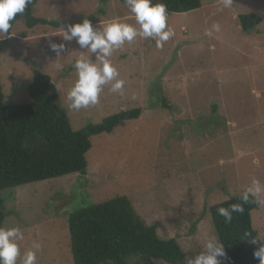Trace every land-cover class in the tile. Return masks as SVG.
<instances>
[{
    "label": "rangeland",
    "instance_id": "374dc122",
    "mask_svg": "<svg viewBox=\"0 0 264 264\" xmlns=\"http://www.w3.org/2000/svg\"><path fill=\"white\" fill-rule=\"evenodd\" d=\"M33 14L60 26L14 25L0 55L5 106L30 104L26 87L42 73L52 78L73 131L122 111L143 112L112 134L90 138L84 175L4 190L3 227L22 229L21 253L33 241L40 243L37 264H73L69 214L126 197L161 239H175L186 258L198 255L206 239L216 237L209 208L242 195L253 179L264 184V0H232L227 8L221 0H201L198 10L168 12L175 36L162 48L137 38L110 57L125 81L124 94L106 85L99 102L80 111H70L66 103L77 79L73 64L81 55L96 58L75 41H64L63 27L89 17L94 27L115 18L135 25L134 15L121 0H37ZM251 14L261 22L243 33L238 18ZM214 23L221 31L209 36ZM51 43L66 46L62 71L55 68L56 54L48 56ZM251 221L257 237H264V205L251 213Z\"/></svg>",
    "mask_w": 264,
    "mask_h": 264
},
{
    "label": "trees",
    "instance_id": "16d2710c",
    "mask_svg": "<svg viewBox=\"0 0 264 264\" xmlns=\"http://www.w3.org/2000/svg\"><path fill=\"white\" fill-rule=\"evenodd\" d=\"M124 2V0H121ZM167 12L186 14L198 10L201 0H159ZM37 0H32L25 12L16 17L13 27L23 21L28 30L37 26L59 28V23L34 16ZM91 22L93 17L88 18ZM243 33L252 31L261 19L251 14L240 16ZM12 27V29H13ZM10 35L0 40V55L9 44ZM50 58L54 52L48 54ZM31 103L5 106L0 85V226L6 214L2 192L20 186L42 182L71 174L84 175L90 138L112 134L128 121L137 120L143 110L135 108L105 118L100 124L73 131L67 114L58 105L57 88L52 78L36 73L26 87ZM214 108V107H213ZM215 111V110H214ZM241 195L213 205L209 213L216 238L223 243L227 264H259L253 253L259 244L250 243L257 237L251 213L261 205L249 202L242 214L233 213L230 224L224 223L217 209L241 203ZM70 253L73 264H134V259L160 261L165 264H185V254L175 239H161L154 226H146L126 197H116L103 203L75 210L67 219Z\"/></svg>",
    "mask_w": 264,
    "mask_h": 264
},
{
    "label": "clouds",
    "instance_id": "9594fccd",
    "mask_svg": "<svg viewBox=\"0 0 264 264\" xmlns=\"http://www.w3.org/2000/svg\"><path fill=\"white\" fill-rule=\"evenodd\" d=\"M32 0H0V37L10 35L13 21L23 14ZM125 6L134 15L135 25L121 22L119 18L105 22L103 27H94L89 19L81 23L69 24L63 27L62 38L66 42L75 41L80 49L95 54V61L81 55L75 60L73 68L77 79L67 90L66 103L70 111H80L95 106L106 85H111L109 91L119 95L124 94L125 81L119 79V71L113 66L110 57L125 43L131 44L137 38L151 39L157 48L175 36L174 29L168 24L167 6L164 3L153 5L152 0H124ZM224 8L230 7L232 0H221ZM218 23L212 24L206 34L220 32ZM50 49L56 54L55 68L62 71L64 65L59 62L62 53L66 51L64 43H51ZM241 203L231 204L228 208L220 207L218 214L224 218L225 224H230L233 213L242 214L244 205L249 202L264 205V184L253 179L240 197ZM250 243L259 244L253 256L264 264V237L250 236ZM24 232L18 226H0V264H37V252L40 243L33 241L31 248L21 253L20 241L24 240ZM225 257L224 245L215 236L209 237L204 243L203 251L198 255L185 258V264H221L219 258Z\"/></svg>",
    "mask_w": 264,
    "mask_h": 264
},
{
    "label": "built area",
    "instance_id": "2783aa9c",
    "mask_svg": "<svg viewBox=\"0 0 264 264\" xmlns=\"http://www.w3.org/2000/svg\"><path fill=\"white\" fill-rule=\"evenodd\" d=\"M49 47H50V45H49Z\"/></svg>",
    "mask_w": 264,
    "mask_h": 264
}]
</instances>
